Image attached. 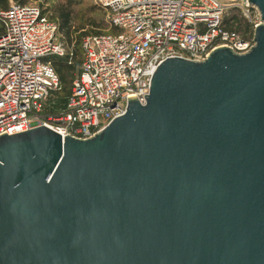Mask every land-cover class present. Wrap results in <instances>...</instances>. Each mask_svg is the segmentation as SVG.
I'll use <instances>...</instances> for the list:
<instances>
[{"label": "water", "instance_id": "water-1", "mask_svg": "<svg viewBox=\"0 0 264 264\" xmlns=\"http://www.w3.org/2000/svg\"><path fill=\"white\" fill-rule=\"evenodd\" d=\"M255 46L168 59L95 136H0V264H264V0Z\"/></svg>", "mask_w": 264, "mask_h": 264}, {"label": "built area", "instance_id": "built-area-1", "mask_svg": "<svg viewBox=\"0 0 264 264\" xmlns=\"http://www.w3.org/2000/svg\"><path fill=\"white\" fill-rule=\"evenodd\" d=\"M114 33L83 40L84 60L66 109L47 115L44 107L60 88L51 56H66L58 26L39 4L12 2L0 12V136L46 126L62 137L88 139L123 116L130 96L145 104L162 62L203 61L215 49L239 54L254 46L261 13L250 0H95ZM250 25L246 35L228 30L231 10Z\"/></svg>", "mask_w": 264, "mask_h": 264}, {"label": "trees", "instance_id": "trees-1", "mask_svg": "<svg viewBox=\"0 0 264 264\" xmlns=\"http://www.w3.org/2000/svg\"><path fill=\"white\" fill-rule=\"evenodd\" d=\"M15 1L22 5L33 4L29 0ZM69 3L73 4V7L79 6L78 12L72 11L75 17L71 12L69 4L68 6L65 4L56 5V11L55 13L52 12V15L48 8L40 4L43 14L57 24L62 35L61 39L69 48L66 56L54 55L48 59L60 77V88L51 93L45 104L44 113L47 115H57L66 109L74 82V75L78 71L80 73L84 60L83 40L88 36L107 34L104 31V27L106 26L104 24L105 21L100 18L102 7H81L78 0H71ZM9 7L10 0H0V12L7 10ZM225 26L228 30L242 33L243 35L252 32L250 25L240 18L236 9L228 13ZM114 32H116L115 29H112L111 33ZM3 33L4 27L0 21V36Z\"/></svg>", "mask_w": 264, "mask_h": 264}, {"label": "rangeland", "instance_id": "rangeland-1", "mask_svg": "<svg viewBox=\"0 0 264 264\" xmlns=\"http://www.w3.org/2000/svg\"><path fill=\"white\" fill-rule=\"evenodd\" d=\"M30 3H35V4H42L45 8H48L51 12L55 13L56 11V5H62L65 4L68 6V4L70 5L71 8V12H78L79 11V6L73 7V4L69 3L71 0H29ZM80 2V6L81 7H87V6H98L95 0H78ZM12 2H16L15 0H10V5L12 4ZM82 4V5H81ZM101 8V7H100ZM72 12V13H73ZM74 17L75 14L73 13ZM107 12L102 9V13H100V18L103 19L105 22L104 24H106V26L104 27V31L105 33H111V28L109 26V23L107 21ZM60 32V31H59ZM79 70V69H78ZM79 74V71L75 73L74 75V80L76 79L77 75Z\"/></svg>", "mask_w": 264, "mask_h": 264}]
</instances>
